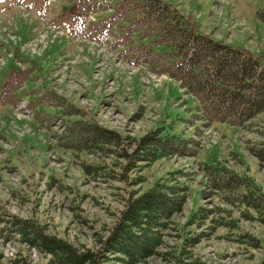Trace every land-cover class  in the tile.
<instances>
[{
  "label": "rangeland",
  "instance_id": "374dc122",
  "mask_svg": "<svg viewBox=\"0 0 264 264\" xmlns=\"http://www.w3.org/2000/svg\"><path fill=\"white\" fill-rule=\"evenodd\" d=\"M164 1L190 30L264 65V0ZM119 2L0 0V264H62L25 240L23 221L79 252L100 253V264H131L104 241L130 190L139 195L177 170L189 187L184 208L159 254L135 264H264L258 212L230 203L204 171L224 166L250 175L264 194V164L247 150L264 141V112L243 128L206 124L176 80L143 65L151 43L121 9L115 17ZM77 120L119 133L124 147L77 148L66 134ZM156 128L199 141V154L151 162L139 172L141 184L135 172L124 180L120 150L131 152Z\"/></svg>",
  "mask_w": 264,
  "mask_h": 264
},
{
  "label": "trees",
  "instance_id": "16d2710c",
  "mask_svg": "<svg viewBox=\"0 0 264 264\" xmlns=\"http://www.w3.org/2000/svg\"><path fill=\"white\" fill-rule=\"evenodd\" d=\"M119 9L121 16L127 14L133 32H143L142 36L149 38L151 49L144 53V63L151 71L178 81L186 94L194 96L206 124L221 122L243 128L264 112V65L258 59L190 30L164 0H120L115 17ZM259 15L264 21V12ZM157 48L161 51H155ZM66 134L76 138L77 148L90 152L125 143L119 133L86 120L74 121ZM133 145L131 152L120 150L126 159L122 178L132 181L129 173L135 172L133 182L141 184L146 177L139 172L148 164L162 157L195 156L200 143L156 128ZM247 150L264 164V141ZM204 171L212 188L222 191L230 203L257 211V218L264 222V194L252 176L224 166L205 165ZM184 174L171 172L139 195L130 190L124 210L104 241L107 249L124 254L123 259L131 264L159 254L165 232L173 227L174 215L183 210L188 198L189 187L181 180ZM17 225L28 243L49 252L62 264L103 262L100 253L79 252L71 243L46 234L33 221Z\"/></svg>",
  "mask_w": 264,
  "mask_h": 264
}]
</instances>
